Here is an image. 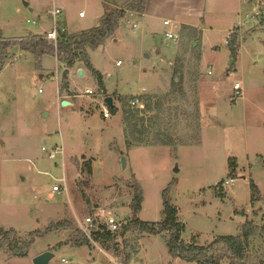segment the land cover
<instances>
[{"label": "rangeland", "instance_id": "rangeland-1", "mask_svg": "<svg viewBox=\"0 0 264 264\" xmlns=\"http://www.w3.org/2000/svg\"><path fill=\"white\" fill-rule=\"evenodd\" d=\"M172 1L178 9L121 21L112 39L88 52L101 90L82 64L64 75L54 57L43 56L38 68L20 49L50 29L54 8L68 34L91 29L105 11L98 0H0V42H16L0 67L2 232L26 240L64 221L80 229L100 209L125 223L136 181L139 220L160 222L165 198L184 226L181 242L202 246L238 235L248 221L256 230L250 252L264 255V0ZM234 32L235 54L228 45ZM106 97L117 113L104 120ZM134 98L144 109L130 107ZM62 178L66 191L52 193ZM250 183L258 189L253 200ZM67 240L68 232L54 229L35 236L24 258L0 253V264H32L44 252L53 254L48 264H194L171 257L160 236L135 230L116 239L117 251Z\"/></svg>", "mask_w": 264, "mask_h": 264}, {"label": "trees", "instance_id": "trees-1", "mask_svg": "<svg viewBox=\"0 0 264 264\" xmlns=\"http://www.w3.org/2000/svg\"><path fill=\"white\" fill-rule=\"evenodd\" d=\"M104 8V13L98 19L97 24L91 29L78 31L72 34L58 30L56 42L45 39V35H35L20 42V49L29 52L40 66L43 56L54 57L64 65L65 69L70 70L77 63L82 64L91 72L97 80L100 89L103 90V83L99 72L94 70L90 64L88 52L103 46L108 40L112 39L121 21H128L130 17H141L144 13L147 0H127L121 5V0H99ZM61 26V21H60ZM3 40V39H1ZM236 33L231 36L230 43L232 53L236 50ZM18 44V43H17ZM16 45V42H0V67L4 65L8 58L7 50ZM63 88L67 89V82H63ZM111 114H116L117 110L112 106ZM230 175L236 168L234 159L229 160ZM82 169L91 174V163L83 161ZM135 181V180H134ZM132 203L130 204V215L125 223H119L116 231L105 228L97 218L93 221V226L89 233L84 234L76 227L74 222L64 221L55 226H49L44 232H31L28 239L18 238L15 230L10 229L0 233V253H4L8 258H24L34 242V237H42L54 229L61 228L68 232L67 244L79 247L99 245L105 251H117L116 239L122 237L129 230H135L139 234H149L160 236L168 253L173 258L194 264H264V255L260 252H250L251 241L256 237V230L248 221L244 222L236 236L218 237L211 241L208 246L198 245L195 238L190 243L181 242V233L184 230L183 224L178 220L177 210L165 198L163 199V219L160 222L150 223L138 219L137 215L141 209L142 193L140 186L135 181ZM252 200L257 195V187L250 183ZM219 193V192H218ZM264 235V228L260 230ZM59 245L56 246V248Z\"/></svg>", "mask_w": 264, "mask_h": 264}, {"label": "built area", "instance_id": "built-area-1", "mask_svg": "<svg viewBox=\"0 0 264 264\" xmlns=\"http://www.w3.org/2000/svg\"><path fill=\"white\" fill-rule=\"evenodd\" d=\"M49 16H50L49 18H50L51 27L45 33V39L55 43L56 39H57V36H58V30H61V32H66V31H65L64 28H62L60 26L59 22L57 21L58 18L61 16V11L58 8H54L52 10V12L49 13ZM84 17H85V13L83 11L78 12V18L82 19ZM127 23L130 24L128 21H127ZM163 25L164 26H170L171 22L169 20H166V21L163 22ZM131 26H132V28H136V24H134V23L131 24ZM165 36L168 39H172V40L177 41V37H175L171 33H166ZM240 89L241 88H240L239 84L235 83L234 84V96L235 97H238L241 94ZM143 92H145V90H143ZM85 94L90 95V94H92V92L90 90H86ZM129 105H130V107L138 108L139 110L144 109V104L141 103L140 101L136 100L135 98L130 100ZM102 117H103L104 120L109 119L111 117L110 111L109 110H104L103 113H102ZM41 150L42 151H46L45 147H42ZM57 153H61V148H60V150L53 149V151L49 153L48 157L52 159V158L55 157V155ZM60 183L61 184H56V185H54L52 187V190H51L52 193L60 194L61 192H65L66 191L65 179L62 178L60 180ZM231 184H233V179L226 180L223 183V185H225V186H228V185H231ZM96 218L99 221L102 222V224L105 226L106 229H108V230H110L112 232L116 231L118 229V227H119V223L120 222H118L116 219H114L110 212H105L104 209H100L99 213L95 214V216L86 217L85 218V224H84L83 227H80V230L84 234L87 235L89 233L90 228L93 226L94 219H96ZM61 263H66V260L65 259H61Z\"/></svg>", "mask_w": 264, "mask_h": 264}, {"label": "water", "instance_id": "water-1", "mask_svg": "<svg viewBox=\"0 0 264 264\" xmlns=\"http://www.w3.org/2000/svg\"><path fill=\"white\" fill-rule=\"evenodd\" d=\"M24 7L27 8V7H28V4H27V3H24ZM29 11H31V9H29ZM97 21H98V19L95 20V22H94V26L97 24ZM231 63H232V62H231ZM63 74H64V75L68 74V69H65V71H64ZM78 74H79L80 76H82V72H81V71H79ZM176 81H177V80H176ZM105 103H106V105H107L109 108H111V107H112V98H110V97H106V98H105ZM61 105H62V106H66V105H68V102L63 101V102L61 103ZM120 162H121V167L124 168V167H125V160H124V158H121ZM175 171H176V170H175ZM95 208H96V206H95ZM0 231L2 232V229H0ZM52 257H53V254H52L51 252H44V253H41V254L37 255V256L33 259L32 264H48L49 261L52 259Z\"/></svg>", "mask_w": 264, "mask_h": 264}, {"label": "crops", "instance_id": "crops-1", "mask_svg": "<svg viewBox=\"0 0 264 264\" xmlns=\"http://www.w3.org/2000/svg\"><path fill=\"white\" fill-rule=\"evenodd\" d=\"M99 1V0H98ZM100 2V1H99ZM101 3V2H100ZM102 5V4H101ZM166 5H168L169 7H171L172 9H178L175 2L172 0H147L146 1V5H145V9H144V13L141 15V17L145 16L147 13H151V14H157V9H160L162 7H165ZM78 16V14H77ZM166 21V19L164 20ZM163 21V22H164ZM182 26H187L184 23H180ZM176 28V27H175ZM82 31V30H81ZM78 32V31H76ZM75 33V32H73ZM68 89H66L67 91ZM68 92V91H67ZM69 105V103H68ZM66 105V106H68ZM112 106H113V101H112Z\"/></svg>", "mask_w": 264, "mask_h": 264}]
</instances>
